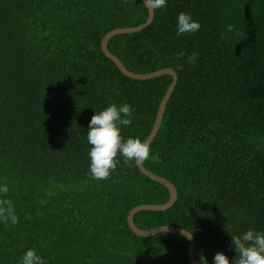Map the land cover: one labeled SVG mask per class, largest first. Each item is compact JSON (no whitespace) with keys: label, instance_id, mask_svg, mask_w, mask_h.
I'll return each instance as SVG.
<instances>
[{"label":"trees","instance_id":"1","mask_svg":"<svg viewBox=\"0 0 264 264\" xmlns=\"http://www.w3.org/2000/svg\"><path fill=\"white\" fill-rule=\"evenodd\" d=\"M181 12L197 32L177 35ZM147 18L142 0H0V199L19 220H0V264H21L30 248L44 264H190L188 238L140 236L127 222L134 206L165 203L166 186L122 156L108 180L90 175L92 116L129 104L121 134L146 139L173 79L128 77L101 49L108 31ZM107 46L132 72L177 74L156 159L143 162L177 199L134 222L186 229L197 263L224 252L234 264L231 235L264 232V0H167Z\"/></svg>","mask_w":264,"mask_h":264},{"label":"clouds","instance_id":"2","mask_svg":"<svg viewBox=\"0 0 264 264\" xmlns=\"http://www.w3.org/2000/svg\"><path fill=\"white\" fill-rule=\"evenodd\" d=\"M148 6L155 10L167 6V0H147ZM201 27L199 21L194 20L190 13L181 12L177 18V35L197 32ZM233 25H228V31ZM180 56L184 52L179 53ZM196 54L188 57L189 63H194ZM132 108L129 104L117 106L115 103L92 116L87 132V141L91 146L90 175L96 180H108L119 164V156L124 162L132 166L156 157L152 155L150 141L139 137L125 140L121 134V126H128L132 120ZM8 186H0V194H7ZM0 220L16 225L19 220L15 213L13 202L10 199H0ZM232 237V244L237 253L234 264H264V232L248 230L242 236ZM191 239V237H187ZM238 257V258H237ZM214 264H233V261L224 252H217ZM21 264H44L35 249H28L21 259ZM198 264H209L207 258L201 254Z\"/></svg>","mask_w":264,"mask_h":264},{"label":"water","instance_id":"3","mask_svg":"<svg viewBox=\"0 0 264 264\" xmlns=\"http://www.w3.org/2000/svg\"><path fill=\"white\" fill-rule=\"evenodd\" d=\"M144 2V4L146 5L147 9H148V18L147 20L139 25H135V26H130V27H119V28H114L110 31H108L101 39V49L104 53V55L106 57H108L109 59H111L116 66L120 69V71L125 74L128 77L134 78V79H140V80H145V79H150L159 75H163V74H168L172 76V81L168 87V89L166 90L163 98L161 99V102L159 104L157 113H156V117L152 126V129L149 133V135L147 136V138L145 140L151 141L154 139V137L156 136L162 119H163V115L165 112V108L168 102V99L177 83V74L175 72V70L171 67H166V68H162V69H158L149 73H136V72H132L130 71L124 64L123 62L115 55L113 54L109 49H108V41L111 37H113L116 34H121V33H133L135 31L141 30L144 27L148 26L154 17V10L151 9L148 4H147V0H142ZM138 169L140 170L141 173H143L144 175H146L147 177H149L150 179L159 182L161 184H163L164 186L167 187L168 191H169V199L165 202V203H161V204H148V203H143V204H138L136 206H134L127 214V222L129 227L131 228V230L140 236H151L154 235L156 233L159 232H169L172 234H176V235H181L184 237H191V239H188L190 244H189V249H188V258L190 261V264H198L195 256H194V251H195V239L194 236L186 229H183L181 227L178 226H174V225H161L158 226L156 228L153 229H142L140 227H138L136 225V223L134 222V215L141 211V210H155V211H164L167 210L168 208H170L176 201L177 199V189L175 187V185L168 180L167 178L155 174L153 172H151L150 170H148L143 164L137 165Z\"/></svg>","mask_w":264,"mask_h":264}]
</instances>
